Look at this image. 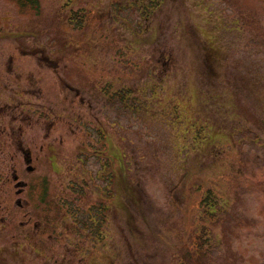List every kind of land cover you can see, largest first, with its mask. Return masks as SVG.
<instances>
[{
    "label": "rangeland",
    "instance_id": "374dc122",
    "mask_svg": "<svg viewBox=\"0 0 264 264\" xmlns=\"http://www.w3.org/2000/svg\"><path fill=\"white\" fill-rule=\"evenodd\" d=\"M152 1L0 0V264H264V0Z\"/></svg>",
    "mask_w": 264,
    "mask_h": 264
},
{
    "label": "flooded vegetation",
    "instance_id": "af4514ba",
    "mask_svg": "<svg viewBox=\"0 0 264 264\" xmlns=\"http://www.w3.org/2000/svg\"><path fill=\"white\" fill-rule=\"evenodd\" d=\"M10 63V62H9ZM12 68L9 67V71L8 73H11ZM33 71H30L29 73H26L25 74V78H26V81H29L28 78V74H32ZM21 72L19 74H17L18 77H21ZM30 78V77H29ZM21 79H24L23 78V74H22V77ZM16 93L17 92H20V91H15ZM27 92L29 93H33V90H27ZM32 96H34L35 94H31ZM18 96V95H17ZM1 97V95H0ZM10 100V99H9ZM31 100H27V102L23 103V102H20L18 105H15L13 108L11 109H8V107L10 106V102L8 101H4V103H6L8 105L5 106V112H9L10 116L9 118H11V121H14V122H17L19 124L18 128H19V136H18V139L16 142H13L12 143H7L6 141H2V138H4L5 136H10L11 133H13L14 130L12 129H7L4 124L2 126H0V142H1V145H0V148H4V147H7V146H13L18 152H20V155L19 157H21V159L24 161L25 163V170L26 172L29 174V173H32V171H34V169L36 168L35 166V162H37V160L40 158V156L38 155V150L42 151L45 147H47L49 149V147L51 146L50 145V142L46 141L44 144H39V136H36V137H33L32 140H28V132L29 129H27L26 127L23 128V123L25 124V121L27 122L26 124H32V123H36L37 120L35 121H32L31 118L32 117V111H34V108L36 107L37 108V104H33L30 102ZM24 106L25 108H21L19 107V109H17L16 107L18 106ZM51 106V105H49ZM3 107L0 106V110H2ZM15 110L17 113H15ZM18 110V111H17ZM46 112L48 113H51V109L49 108ZM31 117V118H29ZM3 122H1L0 124H2ZM34 123V124H35ZM34 124H32V126H34ZM51 129V122L50 124L48 125L47 127V133H46V138L49 136V131ZM26 131V134H27V137L23 138L21 137V135L24 136L25 134V131ZM4 144V145H3ZM40 151H39V154H40ZM15 154H17L15 152ZM15 154H9L10 155V158L9 160L14 163L15 161ZM8 178V177H7ZM12 182L13 184L17 187L16 189V197L18 196L17 198V201H16V204L20 207V208H27L28 206V199L26 197V193L28 192L29 190V187H30V183L27 182L26 180L22 179L21 176L16 172L15 168H14V171L12 173ZM27 206V207H26ZM77 206H69L67 207V212H71V210H75V211H79V208H76ZM26 213V212H24ZM97 215L98 213L95 212V214L93 215L94 219H97ZM97 221L94 220V225Z\"/></svg>",
    "mask_w": 264,
    "mask_h": 264
},
{
    "label": "trees",
    "instance_id": "16d2710c",
    "mask_svg": "<svg viewBox=\"0 0 264 264\" xmlns=\"http://www.w3.org/2000/svg\"><path fill=\"white\" fill-rule=\"evenodd\" d=\"M28 1H30V3L31 4H33L34 5V2H33V0H28ZM150 3H153V1L152 0H148ZM19 4H21V3H19ZM155 6H157V5H155ZM152 7H154L153 5H152ZM143 11H145V10H143ZM77 20V22L76 23H81V18L79 17V19L78 18H75V21ZM79 21V22H78ZM71 23H72V19H71ZM128 93H130L129 91L128 92H120V96H121V98L123 97L122 95H124V94H128ZM66 212H67V210H66ZM68 213V212H67ZM97 217H98V215H97ZM94 220L95 219H93L92 220V222H91V224H90V228H91V226L92 227H95V229H97L98 227L96 226V224L94 225L93 223H94ZM101 221V220H100ZM82 223H84L85 224V222H83L82 221ZM97 223V222H96ZM84 227H82V228H85V226L86 225H83ZM78 227V226H77ZM99 233V232H98ZM99 235V234H98ZM98 235H97V237H98ZM99 238H102V236H100Z\"/></svg>",
    "mask_w": 264,
    "mask_h": 264
}]
</instances>
